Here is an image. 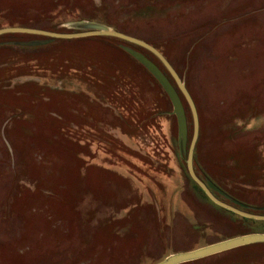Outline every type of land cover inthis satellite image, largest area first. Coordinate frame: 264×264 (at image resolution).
Segmentation results:
<instances>
[{"label": "rangeland", "instance_id": "1", "mask_svg": "<svg viewBox=\"0 0 264 264\" xmlns=\"http://www.w3.org/2000/svg\"><path fill=\"white\" fill-rule=\"evenodd\" d=\"M100 25L158 50L189 92L193 169L264 217V0H0V29ZM133 55L150 62L170 98ZM187 102L160 61L111 37L0 36V264H159L264 235L186 169ZM183 264H264V244Z\"/></svg>", "mask_w": 264, "mask_h": 264}, {"label": "water", "instance_id": "2", "mask_svg": "<svg viewBox=\"0 0 264 264\" xmlns=\"http://www.w3.org/2000/svg\"><path fill=\"white\" fill-rule=\"evenodd\" d=\"M85 30L86 32H83V33L62 34V33H52L48 31H41V30L28 29V28H5V29H0V36L4 34H29V35L44 36V37H48L51 39H60V40L79 39V38L93 37V36L111 37V38L120 39L128 43L134 44L150 52L160 61V63L164 66V68L170 74L178 90L180 91L185 101L187 102L191 115H192L193 136H192L191 143L189 145L187 159H186V169H187V173L189 177L191 178V180L200 188V190L204 193L207 199H209V201H211L214 205L228 212H231L235 215L243 217L244 219L264 222V217L243 213V211L238 210L234 207H231L221 202L220 200H218L212 194L210 188L206 186L204 183H202L195 175V172L193 169V155H194V148H195V144H196L198 133H199V123H198L196 107H195V104L189 92L187 91L186 87L182 83L180 77L175 72V70L172 68V66L168 63V61L164 58V56L151 45L141 40L124 35L122 33L112 31L105 26L87 25L85 26ZM133 57L139 63H141L155 77V79L160 83V85L162 86V88L165 90L168 97L170 98L173 108H174V113L178 120L180 139L182 143H184L185 122H184V116L182 113V108H181V105L178 101L176 94L174 93L172 88L169 86L167 81L162 77V75L158 72V70L150 62H148L143 57L138 56V55H133ZM256 243L264 244V235L253 234V235H248L244 237L243 236L236 237V238L229 239V240H226V241H223V242L211 245V246H207V247L195 250V251L171 255L159 264H183V263L199 260L202 258H206V257L212 256L215 254H219L225 251H229L235 248H239L240 246L244 247V246H247L250 244H256Z\"/></svg>", "mask_w": 264, "mask_h": 264}, {"label": "trees", "instance_id": "3", "mask_svg": "<svg viewBox=\"0 0 264 264\" xmlns=\"http://www.w3.org/2000/svg\"><path fill=\"white\" fill-rule=\"evenodd\" d=\"M191 179V178H190ZM193 182V181H192ZM193 184L195 185V187L196 188H198V189H200L194 182H193ZM201 191V190H200ZM230 213V212H229ZM232 214V213H231ZM244 220H246V219H244ZM248 221H252V220H248Z\"/></svg>", "mask_w": 264, "mask_h": 264}]
</instances>
